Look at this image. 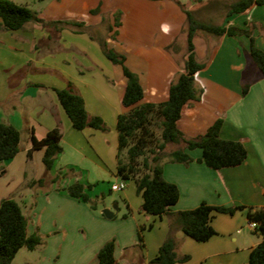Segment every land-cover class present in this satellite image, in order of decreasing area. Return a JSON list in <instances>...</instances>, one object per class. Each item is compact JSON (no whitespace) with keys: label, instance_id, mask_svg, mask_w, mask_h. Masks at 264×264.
Returning a JSON list of instances; mask_svg holds the SVG:
<instances>
[{"label":"crops","instance_id":"obj_1","mask_svg":"<svg viewBox=\"0 0 264 264\" xmlns=\"http://www.w3.org/2000/svg\"><path fill=\"white\" fill-rule=\"evenodd\" d=\"M78 10L46 12L45 21H72L80 26L60 24L45 27L29 22L19 30H5L0 21V121L20 132V151L1 164L4 175H13L15 185L6 188L0 201L20 185L45 178L28 208V234L35 232L43 244L30 251L25 264H98L96 254L109 240H115V264H149L170 232L167 216L156 217L141 211L143 203L133 206L125 194L128 218L108 221L80 200L57 191L75 181L100 185L117 183V119L124 111L121 98L126 79L122 68L104 55L101 43L125 56V65L135 73L144 91V103L159 104L169 98L172 80L185 71L187 60L186 10L193 9L198 19H210L201 13L209 0H73ZM104 4L101 13L120 10L121 25L110 32L99 30L102 20L89 11ZM182 5H180V4ZM112 24V20L109 21ZM248 31L235 36H216L199 32L193 39L194 52L204 68L195 74L200 99L187 104L177 122L189 138L204 134L217 119H223V139L241 142L247 149L243 164L211 169L199 162L202 150H186L193 161L163 163V176L178 186L180 197L172 211L194 209L202 202L214 206L264 208V78L249 59L251 38L264 51V5L224 16L216 24ZM115 33V35H114ZM114 37L110 39V36ZM110 37V38H109ZM173 47L170 49L169 47ZM253 80L247 94L243 84ZM72 88L80 94L90 117H100L106 130L73 128L60 104L56 89ZM62 135L63 152L54 168L46 171L44 149L32 152V135L41 140L53 129ZM73 169L51 180L58 171ZM2 174V175H3ZM112 191V190H110ZM113 192V191H112ZM117 192V191H114ZM11 197V196H10ZM29 203V204H28ZM120 209V208H118ZM117 216V214H116ZM248 223L247 210L233 216L216 214L212 225L217 234L206 242H197L175 228L179 256L190 259L176 264H248L253 247L262 240L241 229ZM153 224L143 233V247L136 230ZM68 232V233H67ZM34 258V263L29 262Z\"/></svg>","mask_w":264,"mask_h":264},{"label":"trees","instance_id":"obj_2","mask_svg":"<svg viewBox=\"0 0 264 264\" xmlns=\"http://www.w3.org/2000/svg\"><path fill=\"white\" fill-rule=\"evenodd\" d=\"M253 5H264V0H209L203 8L206 13H225L228 16L242 13ZM182 8L187 16L185 32L188 56L185 71L171 82L169 98L166 102L144 103V91L139 78L125 65V56L110 48L107 43H101L104 55L113 64L122 68L126 79L121 98L124 111L118 116L116 125L118 132L116 174L124 182H135L137 194L143 199L141 211L160 218L165 215L169 219L170 232L149 264H176L188 261L189 255L179 256L177 253L175 228H179L186 236L197 242H206L217 234L212 225L216 214L233 216L239 210H247L248 223H256L257 226L253 230L262 238L261 242L251 249L248 264H264V208L214 206L202 202L194 209L172 211V207L179 200L180 191L176 184L164 179V162L188 165L193 159L186 150L200 148L202 158L199 162L211 169L219 170L243 164L248 154L241 142L221 137L223 119H217L204 134L194 138L186 137L178 129L177 122L182 116L184 107L199 100L201 94V91L196 88L195 74L204 68L205 63L199 62L194 52L193 39L196 34L202 32L216 36L225 33L231 36L238 34L250 36L248 31L242 29L224 28L205 19H198L197 15H193L196 11L186 10L183 6ZM97 11L99 12L95 9L93 13ZM119 14L117 27L121 25L122 13ZM0 21L3 28L10 31L22 29L29 22L40 23L45 27H57L60 24L82 25L72 21H45L30 8L11 0H0ZM112 30L113 25H109V31ZM114 35L109 38L112 39ZM172 47L173 45L169 48ZM248 57L257 67L260 76L264 78V51L255 47L252 38ZM252 83L253 80L243 84V95L248 93ZM55 91L74 129L83 130L91 127L106 130L105 123L100 117L88 115L85 101L80 94L69 87ZM61 138V132L57 128L49 131L41 140L32 135L33 146L28 151V158H32L34 150L44 149L43 163L46 171H51L58 156L63 152ZM19 151L20 132L13 125L0 121V165L13 159ZM72 171L73 169L58 171L51 183L56 184L61 177ZM4 172V168H0V175ZM45 183V178H41L38 181H32L30 186L43 187ZM93 187V184L75 181L57 191L65 192L68 196L87 203L92 210H96L97 202L91 199L88 193ZM129 213H131L130 209ZM126 217L127 214L124 215V218ZM27 228L28 218L20 204L11 197L3 198L0 201V264H13L20 249L27 248L33 251L43 243L41 235L38 233L30 235ZM152 228L153 224L139 227V246L143 247L142 232ZM114 252L115 240L111 239L97 252L98 264H115Z\"/></svg>","mask_w":264,"mask_h":264},{"label":"rangeland","instance_id":"obj_3","mask_svg":"<svg viewBox=\"0 0 264 264\" xmlns=\"http://www.w3.org/2000/svg\"><path fill=\"white\" fill-rule=\"evenodd\" d=\"M13 2H15L16 4L19 5H23L26 6L28 8H30L34 13H36L37 15H44L46 12H48V14L50 12H58V11H72L74 9H79L78 8V3H70L68 0H11ZM73 1V0H70ZM104 7L103 2H100V5H98V7L96 9L99 10V12L97 11L96 13H93V10L95 9H91L89 11V13L91 15H99L101 20H102V24L101 26H99V30L95 29L96 31H93L92 34H95L96 37H101V33L102 30H104L105 32H109L108 31V27H109V21L112 20V24H113V28L117 27V19H119L118 16H120V10H116V11H108L107 13L103 12L101 13V8ZM191 11H195L193 9H190ZM201 13L205 12V8L201 9L200 11ZM194 16L197 15V13L193 14ZM212 16L210 17V19H207V21L211 22V23H215L218 24L220 22H222L224 16L226 15L225 13H215L213 12L211 14ZM0 168H2V166L0 165ZM62 178L59 179V183H61ZM122 180H119L118 183H120ZM126 183V187L125 189L121 190V191H117V192H112L111 187H108V184H102L100 185V187H98L97 189H95L93 191V193H91V196L93 197V200H96L97 202V209L96 210H92L97 212L99 215H101L102 217H104L105 219H107L108 221H116L119 219H123L124 215L127 214V217L131 216V213H129V209L126 207L125 205V201L124 198H126L125 194H127L129 196V201L133 204V206H136L139 202H140V197L139 194H137L136 191V184L134 181H130V182H125ZM53 184V183H52ZM15 185V181L13 180V175L10 176H5L0 175V196L4 193L3 191H5L6 188H13ZM41 187L39 186H30V183L28 186H22L20 185L16 190L11 191L10 194L8 195V197L11 196V198L15 199L20 206L23 209L24 214L27 216V212H28V208H30L31 203L33 202L35 196L37 194H39L40 192H43L42 190H40ZM7 197V198H8ZM23 201H27L29 202L28 204V208H26V206L23 204ZM115 205H118V211H116L117 216H115L113 219H108L104 216V214L102 213V211L104 209H112L114 208ZM129 213V214H128ZM148 230H144L145 233ZM241 231L243 232H248L251 235H255L258 236V234H256L254 232V230L252 228L249 227L248 223H246V225L241 229ZM35 233H40V232H35ZM68 233V232H67ZM136 233H138V239H139V233H140V229L138 228L136 230ZM43 241V238H42ZM43 244V243H42ZM41 244V245H42ZM31 253L30 250H28L27 248H22L18 251L16 257L13 260V264H25V260L26 257H32L29 256L28 254ZM28 261V260H27ZM29 262L34 263V258Z\"/></svg>","mask_w":264,"mask_h":264},{"label":"built area","instance_id":"obj_4","mask_svg":"<svg viewBox=\"0 0 264 264\" xmlns=\"http://www.w3.org/2000/svg\"><path fill=\"white\" fill-rule=\"evenodd\" d=\"M126 187V183L124 181H121L120 183H114L111 185V190L112 191H121L123 189H125ZM249 227L254 229L257 225L255 222H252V223H248Z\"/></svg>","mask_w":264,"mask_h":264},{"label":"water","instance_id":"obj_5","mask_svg":"<svg viewBox=\"0 0 264 264\" xmlns=\"http://www.w3.org/2000/svg\"><path fill=\"white\" fill-rule=\"evenodd\" d=\"M116 211H118V205H115L112 209H104L102 213L108 219H113L116 216Z\"/></svg>","mask_w":264,"mask_h":264}]
</instances>
